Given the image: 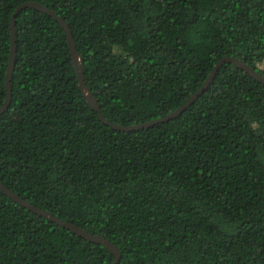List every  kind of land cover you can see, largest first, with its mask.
Returning a JSON list of instances; mask_svg holds the SVG:
<instances>
[{
  "label": "trees",
  "instance_id": "obj_1",
  "mask_svg": "<svg viewBox=\"0 0 264 264\" xmlns=\"http://www.w3.org/2000/svg\"><path fill=\"white\" fill-rule=\"evenodd\" d=\"M33 2L68 26L103 118L135 126L183 105L233 57L264 77V0H0V108L11 18ZM0 183L108 240L119 264H264V85L223 64L177 117L105 125L79 89L65 33L15 19ZM114 256L0 190V264H112Z\"/></svg>",
  "mask_w": 264,
  "mask_h": 264
},
{
  "label": "water",
  "instance_id": "obj_2",
  "mask_svg": "<svg viewBox=\"0 0 264 264\" xmlns=\"http://www.w3.org/2000/svg\"><path fill=\"white\" fill-rule=\"evenodd\" d=\"M25 8H33L35 10L41 11V12L46 13L47 15L51 16L52 18H54L58 21V23L62 27V29L65 33V36H66L67 44H68L69 51L71 54V58H72V61L74 64L75 72L77 75L79 89L81 91L83 98L86 100V102L90 106V108L93 109L97 113L98 118L105 125L113 128L114 130L136 131V130L144 129L146 127H151V126L158 124V123L167 122L168 120L177 117L190 104H192L201 94H203V92L207 89V87L211 83V81L214 78L215 74L217 73L218 69L223 64H232V65L236 66L237 68H239L240 70L244 71L246 74H248L249 76H251L252 78L257 80L259 83H262L264 85V77L260 76L254 69H252L251 67L244 64L241 60H238V59L233 58V57H223L222 59H220L215 64V66L213 67V70L211 71V73L209 74V76L207 77L205 82L202 84V86L191 97H189L183 105H181L178 109H176L172 113L164 116L163 118L153 120L151 122H146L143 124L135 125V126L123 127V126H117V125L111 124L103 118V116L100 113L99 106H98L96 100L94 99L90 89L85 85V82L83 79V73H82L81 60L79 59L78 53L75 49V43H74V40L72 38V34H71L70 29H69V26L60 17L55 15L50 10H48L44 7H41L40 5H38L36 3L28 2V3L22 4L21 6H19L15 10V12L13 13L12 18H11V45H10L9 63H8V67H7V71H6V75H5L6 97H5V101H4L3 105L0 108V114H2L8 108L9 103H10V99H11L10 81H11V75H12L13 66H14V60H15V41H16L15 19H16L17 14L22 9H25ZM0 190L5 195H7L10 199H12L14 202H16L21 207L27 209L28 211H31L32 213L50 221V222H53L56 225L66 229V230H69L71 233L76 234L77 236H80L89 242H92V243H95V244H98V245L104 247L114 256V261L112 264H119L120 258H121L119 250L117 249L116 246H114L112 243H110L105 238L100 237V236H94V235L84 231L83 229H81V228H79L73 224H70V223H67V222L60 220L59 218H57L56 216H54L53 214H51L47 211H44L40 208L33 206L29 202L20 198L17 194L11 192L9 189H7L5 186H3L1 183H0Z\"/></svg>",
  "mask_w": 264,
  "mask_h": 264
}]
</instances>
